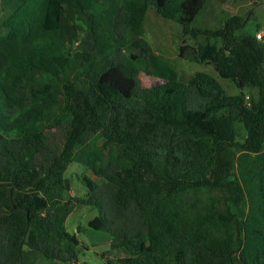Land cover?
Here are the masks:
<instances>
[{
    "label": "trees",
    "instance_id": "1",
    "mask_svg": "<svg viewBox=\"0 0 264 264\" xmlns=\"http://www.w3.org/2000/svg\"><path fill=\"white\" fill-rule=\"evenodd\" d=\"M206 1L17 0L0 20V264H76L77 205L118 241L102 264H264V45L237 34L248 13L193 27ZM149 7L204 36L179 57L239 92L205 72L180 81L141 36ZM138 58L165 82L142 87ZM72 162L102 181L63 198Z\"/></svg>",
    "mask_w": 264,
    "mask_h": 264
},
{
    "label": "rangeland",
    "instance_id": "2",
    "mask_svg": "<svg viewBox=\"0 0 264 264\" xmlns=\"http://www.w3.org/2000/svg\"><path fill=\"white\" fill-rule=\"evenodd\" d=\"M17 0H0V20L9 16L15 8ZM249 14V19L245 27L237 34H255L264 29V0L249 2L244 0H207L196 15L192 26L196 28L215 29L222 25L223 21L231 15ZM5 32V29H1ZM141 36L150 44L153 51L161 58L162 62L171 65L177 73L178 79L187 82L195 73L205 72L213 76L223 87L228 95L237 94L239 91L235 84L221 78L213 69L210 63H200L189 61L179 57V46L183 42L204 43L205 37L198 36L196 39L184 36L181 26L176 22L162 18L152 7H149L145 15L141 28ZM219 44L220 42L217 41ZM161 64V63H160ZM136 65L140 70V81L142 87H152L161 85L165 79L146 69V62L143 58H138ZM156 69L160 67L155 66ZM77 70V62L70 57L69 63L63 72L67 77L73 78ZM255 93V91H252ZM236 140L243 142L246 136L245 130L240 123L235 124ZM90 136L84 135V139ZM101 143V140L98 141ZM69 181V190L63 192V198L82 197L86 193L84 177L101 183L102 179L93 175L91 168L72 162L63 175ZM96 215V210L92 206L77 205L65 221V226L70 233H75L79 227L78 238L84 248L79 253L76 264H102L106 258H119L123 254L114 246L117 240H112L102 231L89 228L87 222ZM141 232L134 234L135 236ZM133 236L131 235V238ZM39 264H58L50 263L39 259Z\"/></svg>",
    "mask_w": 264,
    "mask_h": 264
},
{
    "label": "built area",
    "instance_id": "3",
    "mask_svg": "<svg viewBox=\"0 0 264 264\" xmlns=\"http://www.w3.org/2000/svg\"><path fill=\"white\" fill-rule=\"evenodd\" d=\"M255 37L264 45V29L257 31Z\"/></svg>",
    "mask_w": 264,
    "mask_h": 264
}]
</instances>
